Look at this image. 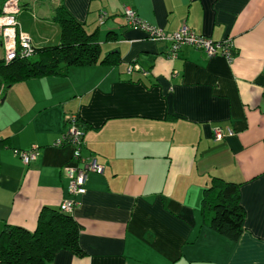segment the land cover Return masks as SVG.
Returning a JSON list of instances; mask_svg holds the SVG:
<instances>
[{"label": "crops", "instance_id": "0c3cea01", "mask_svg": "<svg viewBox=\"0 0 264 264\" xmlns=\"http://www.w3.org/2000/svg\"><path fill=\"white\" fill-rule=\"evenodd\" d=\"M19 4L17 21L25 13L48 31L35 30L43 44L51 31V42L60 38L51 18L63 5L95 35L100 57L117 53L119 62L72 66L65 77L1 89L0 235L6 226L34 231L42 208L72 199L83 254L60 250L48 264H264V0ZM123 7L164 33L187 26L230 39L234 59L190 46L168 58L169 42L127 25ZM130 64L146 74H128ZM71 114L87 126L82 155L104 166L87 174L77 196L68 193L64 170L73 149L53 146ZM35 145L39 155L28 165L13 152ZM213 176L239 184L244 219L236 242L203 224V191Z\"/></svg>", "mask_w": 264, "mask_h": 264}, {"label": "trees", "instance_id": "16d2710c", "mask_svg": "<svg viewBox=\"0 0 264 264\" xmlns=\"http://www.w3.org/2000/svg\"><path fill=\"white\" fill-rule=\"evenodd\" d=\"M52 22L60 28L56 45L36 47L30 58L0 59V91L30 78L65 77L72 66L94 63L115 65L117 53L100 57V46L93 33H87L79 23L59 5L54 9ZM77 125L85 135L86 125L77 116ZM203 224L223 237L236 242L243 232L244 210L239 198V184L211 177L201 201ZM80 226L70 213L60 209H41L36 228L28 231L19 226H6L0 235V264H48L60 250L78 256Z\"/></svg>", "mask_w": 264, "mask_h": 264}, {"label": "built area", "instance_id": "2783aa9c", "mask_svg": "<svg viewBox=\"0 0 264 264\" xmlns=\"http://www.w3.org/2000/svg\"><path fill=\"white\" fill-rule=\"evenodd\" d=\"M21 10L19 0H4L0 11V44L3 49V59L6 62L15 58H30L35 55L36 47L31 38L21 32L17 21V15ZM122 15L126 24L140 29L146 38L158 41L169 42L168 58H175L183 46H190L205 53L207 57L215 55L223 56L227 62L234 59L233 44L230 39L214 41L208 37L197 35L187 26L180 27L177 31L164 33L160 28L155 27L138 17L136 12L129 7H123ZM104 15L101 16V20ZM134 70H141L137 64H130L127 73L131 74ZM77 116L74 114L65 117V131L53 143V146L60 147L64 145L71 146L73 153L70 163L64 166L65 174L68 180L67 191L72 196L85 193V182L87 174L94 172L102 174L104 166L96 162L94 158L85 157L81 151L84 145L83 132L76 122ZM220 128L213 129V139L219 141L222 139ZM14 154L19 156L23 164L28 165L31 161L37 159L39 155V146H32L28 150L15 149ZM76 202L72 199L64 200L59 209L63 212L71 213Z\"/></svg>", "mask_w": 264, "mask_h": 264}, {"label": "rangeland", "instance_id": "374dc122", "mask_svg": "<svg viewBox=\"0 0 264 264\" xmlns=\"http://www.w3.org/2000/svg\"><path fill=\"white\" fill-rule=\"evenodd\" d=\"M24 15L20 16L19 18V26H20V30L22 33L24 34H27V35H30L31 38H33V42L34 44L36 45L37 48L39 47H43V46H52V45H56L59 41L58 40H54L53 42H51V34H52V31L49 32L50 34V37L48 36H45V38H48V44H43V39L41 36H38L36 33H35V30H38V32L42 33V34H48V31L45 30V27H39V28H36L33 26L34 24V19L31 15H28V14H25L23 13ZM36 36V37H35ZM57 42V43H56ZM3 55V52L2 50L0 49V57ZM3 57V56H2Z\"/></svg>", "mask_w": 264, "mask_h": 264}]
</instances>
